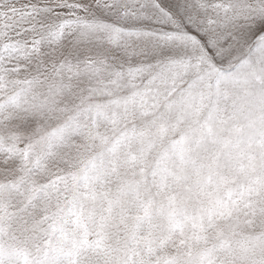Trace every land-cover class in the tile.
I'll list each match as a JSON object with an SVG mask.
<instances>
[{
  "label": "snow or ice",
  "instance_id": "6c2138e0",
  "mask_svg": "<svg viewBox=\"0 0 264 264\" xmlns=\"http://www.w3.org/2000/svg\"><path fill=\"white\" fill-rule=\"evenodd\" d=\"M0 264H264V0H0Z\"/></svg>",
  "mask_w": 264,
  "mask_h": 264
}]
</instances>
